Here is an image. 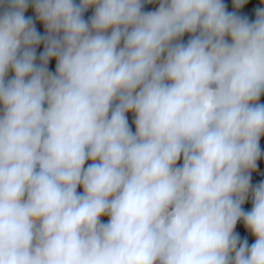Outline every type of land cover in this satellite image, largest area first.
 Returning a JSON list of instances; mask_svg holds the SVG:
<instances>
[{
    "label": "clouds",
    "instance_id": "1",
    "mask_svg": "<svg viewBox=\"0 0 264 264\" xmlns=\"http://www.w3.org/2000/svg\"><path fill=\"white\" fill-rule=\"evenodd\" d=\"M246 3L0 0V264H264Z\"/></svg>",
    "mask_w": 264,
    "mask_h": 264
},
{
    "label": "flooded vegetation",
    "instance_id": "2",
    "mask_svg": "<svg viewBox=\"0 0 264 264\" xmlns=\"http://www.w3.org/2000/svg\"><path fill=\"white\" fill-rule=\"evenodd\" d=\"M254 3H256L255 0H247V3L239 9L240 13L246 14L249 17V19H252L254 17V9L252 8V6H254ZM225 5L228 8V10H231V0H225ZM184 38L186 39L187 37L185 36ZM49 67L50 68L53 67L51 62L49 64ZM261 100L264 102V95L261 96ZM260 143L262 150H264V135L261 136ZM262 173H264V157H261L257 160V168L252 171L250 175V182L254 184L259 180L264 179V176H261ZM250 203H251L250 200L246 201L243 207L245 209L249 208ZM251 242L249 241V243Z\"/></svg>",
    "mask_w": 264,
    "mask_h": 264
},
{
    "label": "water",
    "instance_id": "3",
    "mask_svg": "<svg viewBox=\"0 0 264 264\" xmlns=\"http://www.w3.org/2000/svg\"><path fill=\"white\" fill-rule=\"evenodd\" d=\"M153 7H154V5H151V4L144 5V9H145V10H149V9H151V8H153ZM89 11H90V10H87V11L84 13L85 17H87V16L90 14ZM27 14H31V11H27V12H26V15H27ZM36 27H37L38 30L42 31V25H41L38 21L36 22ZM261 102H263V101L261 100ZM129 122L131 123V114H129ZM260 144H261V143H260ZM261 176H264V173H262ZM236 231H239V232L241 233L242 236H246L247 239H248V242H249V241L251 242V241L254 239V238L251 236L250 232H248L246 229L243 228V225H242V223H240V222L237 223Z\"/></svg>",
    "mask_w": 264,
    "mask_h": 264
},
{
    "label": "trees",
    "instance_id": "4",
    "mask_svg": "<svg viewBox=\"0 0 264 264\" xmlns=\"http://www.w3.org/2000/svg\"><path fill=\"white\" fill-rule=\"evenodd\" d=\"M256 3H254V6H252L253 9H255V7L259 6V0H255ZM91 11V9H89ZM28 11H31V9H29ZM37 52H39V48L37 49ZM52 66L54 65V61L51 62ZM106 217H102V219H104Z\"/></svg>",
    "mask_w": 264,
    "mask_h": 264
}]
</instances>
